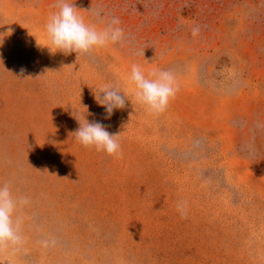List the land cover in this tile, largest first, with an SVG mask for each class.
I'll return each mask as SVG.
<instances>
[{
	"label": "rangeland",
	"instance_id": "1",
	"mask_svg": "<svg viewBox=\"0 0 264 264\" xmlns=\"http://www.w3.org/2000/svg\"><path fill=\"white\" fill-rule=\"evenodd\" d=\"M70 2L123 40L52 54L57 0H0V185L28 199L0 264H264V0ZM133 65L173 73L165 111L137 104ZM104 85L129 99L111 118ZM82 106L118 155L75 142Z\"/></svg>",
	"mask_w": 264,
	"mask_h": 264
},
{
	"label": "clouds",
	"instance_id": "2",
	"mask_svg": "<svg viewBox=\"0 0 264 264\" xmlns=\"http://www.w3.org/2000/svg\"><path fill=\"white\" fill-rule=\"evenodd\" d=\"M57 8L58 11L52 13L45 24L48 46L44 48L52 54L75 53L78 57L110 43L116 44L124 38V30L118 26V18H113L100 29L94 24L86 23L79 14L80 10L70 0H57ZM197 32L198 29L194 30L193 35ZM9 33L11 29L7 33H0L2 44ZM128 84L137 104L152 114L165 111L178 91L172 72L159 70L145 75L138 65L132 66ZM95 99L105 109L106 118H111L115 110L123 109L125 102L129 101L126 93L111 85L102 86ZM82 108L87 110L86 113L73 112V117L79 124L73 133L75 142L83 148L94 149L109 156L118 155L121 148L118 140L120 134L110 133L106 126L98 121L90 122L87 119V107ZM27 203V197H16L9 184L0 185V246L22 242V220L17 213L18 209ZM177 207L183 211V204H178Z\"/></svg>",
	"mask_w": 264,
	"mask_h": 264
}]
</instances>
